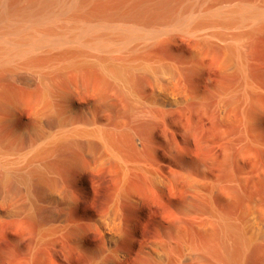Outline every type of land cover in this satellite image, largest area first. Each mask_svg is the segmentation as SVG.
Masks as SVG:
<instances>
[{
    "label": "bare ground",
    "instance_id": "6f19581e",
    "mask_svg": "<svg viewBox=\"0 0 264 264\" xmlns=\"http://www.w3.org/2000/svg\"><path fill=\"white\" fill-rule=\"evenodd\" d=\"M0 264H264V0H0Z\"/></svg>",
    "mask_w": 264,
    "mask_h": 264
},
{
    "label": "rangeland",
    "instance_id": "374dc122",
    "mask_svg": "<svg viewBox=\"0 0 264 264\" xmlns=\"http://www.w3.org/2000/svg\"><path fill=\"white\" fill-rule=\"evenodd\" d=\"M10 236H11L10 229H8V227L6 226H0V243L5 244V247H7L9 244L6 241L10 238Z\"/></svg>",
    "mask_w": 264,
    "mask_h": 264
}]
</instances>
